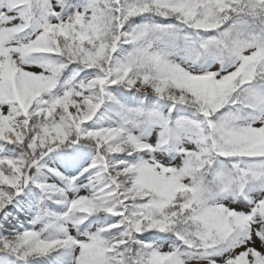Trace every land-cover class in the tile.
Segmentation results:
<instances>
[{"label":"snow or ice","instance_id":"obj_1","mask_svg":"<svg viewBox=\"0 0 264 264\" xmlns=\"http://www.w3.org/2000/svg\"><path fill=\"white\" fill-rule=\"evenodd\" d=\"M0 264H264V0H0Z\"/></svg>","mask_w":264,"mask_h":264}]
</instances>
